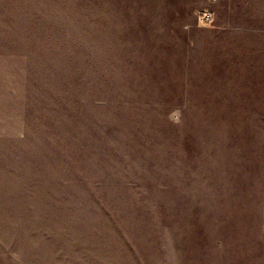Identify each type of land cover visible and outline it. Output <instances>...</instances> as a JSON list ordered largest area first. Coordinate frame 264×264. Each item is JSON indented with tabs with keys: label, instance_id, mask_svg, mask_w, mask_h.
Masks as SVG:
<instances>
[{
	"label": "rangeland",
	"instance_id": "1",
	"mask_svg": "<svg viewBox=\"0 0 264 264\" xmlns=\"http://www.w3.org/2000/svg\"><path fill=\"white\" fill-rule=\"evenodd\" d=\"M241 254L264 264V0H0V264Z\"/></svg>",
	"mask_w": 264,
	"mask_h": 264
},
{
	"label": "built area",
	"instance_id": "2",
	"mask_svg": "<svg viewBox=\"0 0 264 264\" xmlns=\"http://www.w3.org/2000/svg\"><path fill=\"white\" fill-rule=\"evenodd\" d=\"M200 20L206 24L209 23L212 20V14L209 11H204L202 12V14L200 15Z\"/></svg>",
	"mask_w": 264,
	"mask_h": 264
},
{
	"label": "crops",
	"instance_id": "3",
	"mask_svg": "<svg viewBox=\"0 0 264 264\" xmlns=\"http://www.w3.org/2000/svg\"><path fill=\"white\" fill-rule=\"evenodd\" d=\"M242 226H244V225H242V223L240 224V230L238 229L237 231H239V232H235V235H236V237H238V239H240L241 237H240V235H238L237 233H241V232H243V230L244 231H246V228L244 229ZM240 247H241V245H240ZM246 257V256H245ZM242 254H241V256H240V264H247V261H246V259H247V257L245 258ZM243 262V263H242Z\"/></svg>",
	"mask_w": 264,
	"mask_h": 264
}]
</instances>
